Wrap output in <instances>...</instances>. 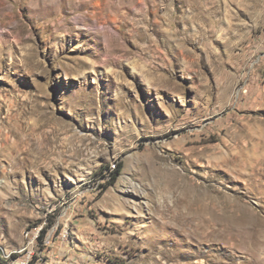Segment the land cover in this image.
<instances>
[{"label":"rangeland","instance_id":"1","mask_svg":"<svg viewBox=\"0 0 264 264\" xmlns=\"http://www.w3.org/2000/svg\"><path fill=\"white\" fill-rule=\"evenodd\" d=\"M39 227L29 264H264V0H0V261Z\"/></svg>","mask_w":264,"mask_h":264},{"label":"bare ground","instance_id":"2","mask_svg":"<svg viewBox=\"0 0 264 264\" xmlns=\"http://www.w3.org/2000/svg\"><path fill=\"white\" fill-rule=\"evenodd\" d=\"M112 166V165H111ZM113 167H115V164H113ZM41 227V226H40ZM38 228L35 230V232L32 235V231H27L25 234V238H26V246L23 247L22 251H23V255L20 256L19 258H17L16 260H21L23 259V257H25V255L29 254V258L26 262V264H29L31 258L34 255V248L35 246L39 243V239H40V233H41V228ZM33 230V229H32ZM15 260V261H16ZM15 264V262L13 263Z\"/></svg>","mask_w":264,"mask_h":264},{"label":"trees","instance_id":"3","mask_svg":"<svg viewBox=\"0 0 264 264\" xmlns=\"http://www.w3.org/2000/svg\"><path fill=\"white\" fill-rule=\"evenodd\" d=\"M107 170H108V172L110 173L109 175H104V177L106 178V177H108V176H111V178L114 180V179H116L117 178V176L119 175V172H120V165H118V167H116V168H112V167H110L109 165L107 166V168H106ZM42 236H44L45 235V230H43V232H42V234H41ZM0 264H6V262L5 261H0Z\"/></svg>","mask_w":264,"mask_h":264},{"label":"built area","instance_id":"4","mask_svg":"<svg viewBox=\"0 0 264 264\" xmlns=\"http://www.w3.org/2000/svg\"><path fill=\"white\" fill-rule=\"evenodd\" d=\"M112 167H113V164H112ZM29 231H32V235L35 232V230H29ZM29 254L25 255V257L23 259H21V260H16L15 264H26V262H27V260L29 258Z\"/></svg>","mask_w":264,"mask_h":264}]
</instances>
